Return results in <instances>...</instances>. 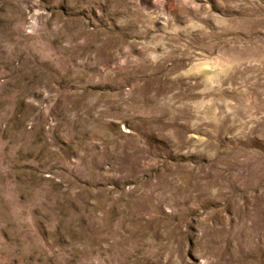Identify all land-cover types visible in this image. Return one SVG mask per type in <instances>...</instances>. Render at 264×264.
I'll list each match as a JSON object with an SVG mask.
<instances>
[{
    "label": "rangeland",
    "instance_id": "1",
    "mask_svg": "<svg viewBox=\"0 0 264 264\" xmlns=\"http://www.w3.org/2000/svg\"><path fill=\"white\" fill-rule=\"evenodd\" d=\"M0 264H264V0H0Z\"/></svg>",
    "mask_w": 264,
    "mask_h": 264
}]
</instances>
